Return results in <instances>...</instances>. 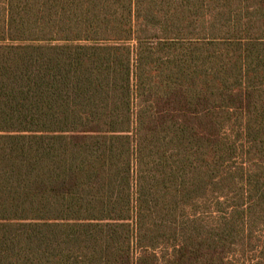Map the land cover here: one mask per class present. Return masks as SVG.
<instances>
[{"label": "trees", "instance_id": "obj_1", "mask_svg": "<svg viewBox=\"0 0 264 264\" xmlns=\"http://www.w3.org/2000/svg\"><path fill=\"white\" fill-rule=\"evenodd\" d=\"M0 264H264V0H0Z\"/></svg>", "mask_w": 264, "mask_h": 264}]
</instances>
